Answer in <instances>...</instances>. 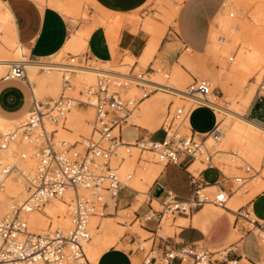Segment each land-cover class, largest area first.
<instances>
[{
    "label": "built area",
    "instance_id": "1",
    "mask_svg": "<svg viewBox=\"0 0 264 264\" xmlns=\"http://www.w3.org/2000/svg\"><path fill=\"white\" fill-rule=\"evenodd\" d=\"M230 15L234 17L235 13ZM234 58L230 56L229 62L234 61ZM25 62L20 60L10 65L2 80L21 81L28 85ZM74 62L76 55H72L70 63L62 64L63 92L57 99L52 103H45L32 97L31 108L20 125L0 132V150L6 149L17 138L24 137L33 141L39 159L35 174L25 178L30 192L29 200L24 204H14L6 215L0 217V264H95L85 249V243L91 239L89 221L92 216H105L109 200L115 202L119 192L128 187L119 177L118 166L114 162V158L124 159L121 155L122 149L128 154L133 146L139 148L141 153L150 151L154 154L156 163L163 166L170 163L182 165L186 161L190 164L196 160L217 166L213 159L218 153L217 143L223 131L217 124L210 132L201 136L189 121L196 107L208 106L213 109L208 103V97L215 89L211 88L208 80L195 79L187 87V94L192 97L191 102L189 105L170 110L162 124L163 139L151 140L143 137L129 143L122 139L120 130L130 124V116L149 93L145 92L141 98L126 100L121 92L134 82L132 76L103 73L98 76L96 84L81 90L85 100L69 95L66 91L74 87ZM136 83L141 86L140 82ZM147 88L148 86H142L141 90L147 91ZM260 98L264 99V77L257 90L256 99ZM75 105L91 106L95 114L92 133L82 150L75 144L57 141L55 132H49L45 126L46 120L54 123L62 121ZM209 138L213 141L211 145L207 144ZM143 160L148 161L146 158ZM262 164L264 166V154ZM244 169L250 174L249 177L240 175L231 179L226 175V179H231L234 184L230 190L218 187L215 191H209L207 187H198L187 199H180L168 192L161 201L148 196L146 203L150 208L139 215V218L144 220V227L147 222H155L159 228L165 215L191 216L208 203L225 208L229 196L245 186L248 178H253L259 173L250 166ZM130 178L128 175L127 179ZM68 191L73 192L71 200L67 203L70 227H50L41 232L30 230L25 212L40 209L51 198H64ZM154 202H157L160 208H157ZM26 205L29 206L25 211ZM235 214L238 223L240 219H244L253 228H258V245L263 254L260 261L249 257L245 259L236 247L211 250L202 241H197L186 243L179 248L167 247L161 255L157 254L152 244L139 264H173L175 260L177 264H264V223L252 216V210L247 204L241 206ZM253 228L242 225L241 229L247 234L252 232ZM139 249L145 251L143 246ZM231 252L235 253V256L232 257Z\"/></svg>",
    "mask_w": 264,
    "mask_h": 264
},
{
    "label": "bare ground",
    "instance_id": "2",
    "mask_svg": "<svg viewBox=\"0 0 264 264\" xmlns=\"http://www.w3.org/2000/svg\"><path fill=\"white\" fill-rule=\"evenodd\" d=\"M78 1L80 2V0ZM178 1L179 3L175 4L176 7L175 9H177V11L180 3L183 0H178ZM58 2H59V9L64 14L71 17L74 20L73 22H75L78 15L80 16V12H81L80 3H78L76 0L75 1L59 0ZM177 11L175 12L174 17ZM104 13L106 16H108L106 17L107 20L110 18V23L105 19V15L104 17L103 16L95 17L94 20L92 19L94 22L91 26H88L86 28L84 27L85 29L81 28L80 30L73 31L64 50H62L55 57L58 58L63 53L65 52L68 53L69 51L70 52L82 51L88 45V39L97 25H103L104 23L107 24L108 22L107 25L110 24L109 27L110 28L113 27L111 30L115 31V29H118V27L120 28V24H121L120 18L122 16L121 14L112 15L111 13L106 11H104ZM254 14H255L254 15L255 20L261 25H264V5H258V7H256L255 9ZM220 19L223 20L224 16L222 15L218 20ZM83 26H85V24ZM98 27L100 26H97V28ZM148 29L151 30L155 34V36L149 40L148 46L145 49V52L142 56L145 62L151 60L154 57V55L158 51V48L164 36L163 30L158 29V27L155 26V24L149 25ZM0 31H5V35L2 37V40L0 39V77L2 76V72L4 71V69L10 67V65H12L14 62L25 60L26 67L28 68V70L26 69L27 77L34 79L38 78L39 76H37V71L39 69L42 71V74L43 73L51 74L50 76H44L38 78L39 82L37 83L38 86L36 87L37 88L36 96L39 95V97H45L46 94H50L53 91H54L53 94L56 95L59 92L60 88L62 89L61 93L63 92L62 64H64V62L55 59L31 61L30 59L26 58L25 48L23 46L17 45L18 36L13 21V14L8 4L2 0H0ZM212 43H213V34H212ZM249 46L251 47L249 48L248 52L247 53L242 52L240 54V57L238 58V63L240 64V68L243 69L245 73L244 74L245 79L249 75L255 74L264 65V33L261 32L258 35H256V38H254V41L251 44H249ZM189 58L190 57L183 58V62L189 64L190 62ZM191 59L193 58L191 57ZM193 61L195 60L193 59ZM75 65L76 66H73L75 73H72L73 74L72 83L74 87L67 90L66 93L71 91L75 92L78 85H80L82 88L79 90V95H80L79 97L83 100H85V97L81 93V90H85L89 86L96 84L98 76L100 74L111 73L122 77L132 76L131 73L122 69L108 70L106 67H101V66L79 65L76 63ZM139 76L140 78H135L133 76L131 77V79H133L134 81L129 84L132 87L131 89L134 90L136 88L141 90L142 86H154L155 89H166L176 94V96L183 97L188 100L192 98L190 95L187 94V89H186L189 80L187 76L180 70L176 71L172 79V82L170 84L160 81L158 77L152 79V78H147L143 75H139ZM167 77H169V75H167ZM233 79H234V75L228 76V80H233ZM228 80L227 82H229ZM27 82H29V79ZM136 82H140L141 86L137 85ZM227 82L225 81L224 83ZM210 84H211V88L215 89L214 87L215 85L212 84V82ZM224 86L228 88V83L227 85L224 84ZM126 88L124 89V91H126ZM214 93L215 92L209 95L208 103L213 107V109H215L217 112H219L222 115V118L218 120V125L220 129L223 131V135L220 141L217 143L219 154L216 156V158L214 157L213 161H217L218 164L217 166H219L222 169L233 168L237 172L240 166H245V167L250 166L251 168H254L255 171H259V173L252 178L251 180L252 183L250 185L251 188L249 190H248L249 186L245 185L241 189L237 190L233 196H229L227 207L223 208L220 206H216L212 203L206 204L207 205L205 207L206 212L212 214V216L216 220L221 222L226 220L232 221L235 216L234 213L238 211V209L241 206L247 204L249 201L254 199L258 194L264 191V166L262 164V158L264 154V124L249 119L247 117L248 111L243 112L238 107L235 106L233 107L225 106L224 99L221 101L218 100V98L215 95H213ZM160 94L163 93L158 92L152 97H162ZM36 96L34 95V97ZM145 100L139 103V105L137 106L138 108L135 110L138 113V116H140L139 120L144 122L147 121V123L153 124V122L157 121V119L153 114V108L148 107L147 100L146 101ZM53 101H51V103ZM251 105L252 104H250V107ZM79 108L81 107L75 105L67 113L66 117L59 123H54L50 120H46L45 126L49 132L51 131L55 132V138L57 141L59 142L65 141L67 144L68 141H70L72 142V144H75L79 150H82L78 147L79 143H76L74 141V137L72 136L70 130L80 126L79 114L86 115L88 116L89 120H93L94 112L91 106H88V109H86L84 113H81V111H79ZM26 116L15 121H9L0 118V128L2 130L6 129L5 131L14 129V128L7 129L8 127L15 126V128H17L20 125L21 121H23L26 118ZM131 118L132 115L129 118V123L131 122L130 120ZM128 125H131V123L127 124V126ZM154 128L157 129V126H155ZM117 131L118 130L116 129L115 132ZM58 136H64L68 139V141L65 139H58ZM207 144L210 145L213 144L212 138H209ZM123 150L124 149H122L121 155L124 157V159L116 163V165L118 166L117 173L119 174V177L123 179L126 182V184L132 189L137 190L141 194L147 193V190L154 183L156 178L160 175L163 169L162 165L153 164L148 168L144 167V169L142 170L136 169V167H134L132 163V154H133L132 152L138 151L139 148L133 146L129 154L125 153ZM145 152L152 153L150 151H145ZM38 161L39 159H38L36 146L33 143V141L28 138L19 137L15 141L11 142V144L6 149L0 150V217L6 215L14 204H24L27 200H29L30 192L27 188L25 178L28 176L31 177L35 174ZM203 168H204V162L202 164L200 160H196L195 163L191 166V168H189V170L197 175L198 172ZM128 175L131 176L130 179H127ZM72 196H73V192L68 191L65 194L64 198L61 197L51 198L47 200V202L40 209H31L30 211L25 212V217L28 221L30 230L34 232H41L42 230L45 229L47 230V228L50 227L53 228L55 225L61 226L55 228H63V229L69 228L71 225V221L67 214V203L71 200ZM28 206L29 205H26V207L24 208L25 211ZM212 206L214 207V209L210 208ZM215 210L219 212L216 213ZM252 216L255 219H257L253 213ZM114 218L115 217H109V216H92L90 218L89 227L91 231V239L85 243V249L88 254V257L95 264H98L99 258L104 252L108 251L113 247H117V248L119 247L118 242L121 240L117 241L119 238H118V234H116ZM251 228H253L252 225ZM258 231H259L258 228L254 227L253 231L249 233L255 234L258 240V236H257ZM163 232H164L163 230L162 232L160 231L158 235L163 234ZM241 240H242V236L236 234L230 242V247L232 246V244L239 242ZM144 244H147V242L144 241ZM36 264H42V263L37 262Z\"/></svg>",
    "mask_w": 264,
    "mask_h": 264
},
{
    "label": "crops",
    "instance_id": "3",
    "mask_svg": "<svg viewBox=\"0 0 264 264\" xmlns=\"http://www.w3.org/2000/svg\"><path fill=\"white\" fill-rule=\"evenodd\" d=\"M2 1L8 4L13 14V21L17 36L26 50L25 54H28L31 61H41L56 56L64 50L73 31L80 30L81 28L85 29L86 27L91 26L94 22V18H91L88 21L73 22L74 20L71 17L67 16L59 9L57 4L59 0ZM91 1L93 5L88 6V11L91 16H104V11L109 12L112 15L121 14L122 16L120 18L121 26L120 28L118 27V29H115V31L112 30L110 32L108 27L105 25H97L100 27H95L88 39V46L85 52L86 58H88V60H98L112 63L121 55L124 56L128 54L136 56L137 58L143 56L151 35L147 34L142 28H139L132 21V16L146 9L151 0ZM221 1L222 0H215L213 4H204V0H183L180 3L176 13V15H178L176 22L178 23L181 32L186 33L190 30L187 43L194 49L201 50L204 48L206 44L208 24L211 18L216 14L214 17L216 21L223 15L225 8H221L217 12L219 6L221 5ZM223 5H228V2H224ZM199 8H204L206 13L202 16L199 15ZM84 24L85 26H83ZM158 24L166 26L167 29L165 37L163 38L154 59H160L162 62L173 64L175 58L179 56L180 52L177 41L173 39L167 40V30L169 24ZM170 30L171 28H169V31ZM110 34L113 35V40L110 39ZM212 34L213 30L211 29L208 41L209 48L212 43ZM191 46L187 47V50L190 52L193 51ZM68 54L71 55L72 52L69 51ZM80 59H82V56H80ZM22 83L23 82L21 81H1L0 118L15 121L19 119L10 118L23 114H25V116L27 115L32 104ZM28 85L30 87L31 97H34V95L36 96V90L34 91L32 84L28 82ZM235 86L236 85H234V88ZM148 101L151 103H147V106L153 108V114L155 118L158 119V114L164 111L167 107L166 100L163 97H151L147 99V102ZM257 109L262 114L261 117L259 115H253ZM197 114H201L202 118L207 119L205 121L207 125L200 130H196L194 127V119ZM209 117H212V121H209ZM247 117L264 124L263 98L254 99L248 111ZM189 121L193 129L200 135L210 132L218 124V118L215 110L208 106L196 107L192 111ZM127 130H131L132 134L124 136V132ZM120 134L122 139L129 143H134L143 137L151 140H161L164 137L162 127L155 132H151L148 129L135 124L128 126L125 125L120 130ZM194 163L195 161L190 164L186 161L182 165L172 163L164 165L160 175L150 186L146 194L149 193V196H151L152 199L161 201L167 196L168 192H171L180 199H187L193 195L198 187H207V190L209 191H215L214 188L218 187L226 190L233 188L234 184L226 179V174L218 166L216 167L215 165L207 164L196 175L189 170ZM140 196L143 195L137 190L132 189L129 186L125 187L119 192L118 199L115 202L113 201L115 204L114 207L110 209V206H108L105 216L116 217L121 211L116 209L117 206L119 209H123L125 211L136 207L137 200L140 199ZM258 204H261L264 207V193L258 194L247 204L256 218L263 222L264 213L258 214ZM149 208V205L145 203L142 205L141 211H139L138 214L141 215ZM178 221H185L186 223L177 224V230L172 236L165 238L160 236L159 241H157L156 237L160 231H164L162 224L160 228H157L156 225L155 227L150 225L152 222H147L145 224V229L142 228L146 232L155 235V238L152 240L157 254H163L167 247L179 248L182 245L191 242L209 241L213 244L223 243L231 234V224L226 221L217 223L211 214L206 212L205 206L191 216L179 215V217L175 219V222ZM249 234L250 233L245 234L241 241L232 244V248L236 247L240 249L241 253L245 256V259H247L248 256L244 250V244ZM146 239H149V237ZM137 240L134 241L133 238H130L129 240L124 238L122 240L124 246L122 248L113 247L104 252L99 258L98 264H134V260L145 251L140 250L139 248H128L126 245L129 244L132 246L137 242ZM109 254L117 256L119 261L105 263L104 259ZM230 255L233 257V252H231ZM262 255L261 251L259 257L252 260L260 261ZM173 264H177V260H175Z\"/></svg>",
    "mask_w": 264,
    "mask_h": 264
},
{
    "label": "rangeland",
    "instance_id": "4",
    "mask_svg": "<svg viewBox=\"0 0 264 264\" xmlns=\"http://www.w3.org/2000/svg\"><path fill=\"white\" fill-rule=\"evenodd\" d=\"M76 1L80 3V6H81L80 16L78 15L77 17L78 19L76 18V21L80 22V21H88L91 18L95 19V15L91 16L90 12L88 11V6L93 5L91 0H80V2L78 0ZM226 1L228 2V5L224 6L223 3ZM214 2L215 0H204V4H213ZM176 3H179V1L178 0H151L150 4L147 6L146 9L132 16V21L139 28H142L147 34L151 35L150 39H152L155 36V34L151 30L148 29L149 25L155 24V26H157L158 29L160 30L162 29L163 34H164L163 38H164L167 27L162 26L158 23L169 24L168 30H167V40H172V39L176 40L178 44V48L180 50L179 56L175 58L173 64L162 62L160 59L155 60L154 57L151 60L145 62L142 56L140 58H137L136 56H131L128 54L117 57L112 63L102 62L98 60H96L97 61L96 62L95 60H88V58H86L85 56V51L87 50L88 45L80 52L71 51L72 52L71 55L65 52L62 55H60L58 58L54 56L46 60L55 59V60H60L61 62H64V63H70L72 55H76L75 63L79 65L101 66V67H106L108 70L122 69V70H126L129 73H131L132 76L143 75L147 78H152V79L158 77L160 81L169 83V84L172 82V79L176 71L180 70L187 76L189 80L188 85L186 86V89L192 82H194L195 79L196 80H208L210 83L212 82V84L215 85L214 86L215 93L213 95H215L220 101L224 99L225 106L227 107L235 106V107H238L243 112L249 111L250 104H252V102L256 98L259 84L264 77V65L255 74L249 75L245 79L244 77L245 73L243 69L240 68V64L238 63V58L240 57V54L242 52H245V53L248 52L249 48L251 47L249 46V44H251L254 41V38H256V35H258L261 32L264 33V25H261L260 23H258L254 17L255 15L254 12H255L256 7H258V5H264V0H260V1L259 0H222L221 5L219 6L217 12L221 8H225L224 13H223L225 20L224 19L216 20L218 22L217 23L214 18L216 14L211 18L208 24V32L206 34V44L204 48H202L201 50H196L190 44L187 43V38H188V35L190 34V30L189 32H186V33L181 32L178 26V23L176 22L178 15H175L174 17L175 12L177 11V9H175ZM57 4L59 7V2ZM172 8H174L176 11ZM204 8L203 9L199 8V11H198L199 15L202 16L206 13ZM232 12L235 13L234 17H231L230 15ZM85 17H87L88 19ZM106 17L108 16L105 15V19L107 20ZM107 21L110 23V18ZM107 24L104 23L103 25L107 26L108 30L110 29V32H111L112 31L111 29L113 27L110 28L109 27L110 24L109 25ZM169 28H171L170 31H169ZM211 29L213 30V43H212V46L209 48L208 41H209V34H210ZM4 35H5V31H0L1 40ZM112 38H113V35H110L111 40H113ZM17 43H18L17 45L22 46L19 40V37L17 38ZM189 46L193 48L192 52L187 50V47ZM80 56H82V59H80ZM230 56L235 57L234 61L229 62L228 59ZM25 57L30 59L28 54H25ZM185 57H190L189 64L191 63L192 65L191 64L189 65L183 62V58ZM191 57L196 61V63L195 61H193V59H191ZM8 69L9 67L4 69V71L2 72V76L0 77V83L2 81V77L6 74ZM26 69L28 70L27 67ZM50 75L51 74L49 73L42 74V71L40 69L37 71V76L39 77L50 76ZM167 75H169V77H167ZM230 75H234L233 80H228V76ZM38 78L34 79V78L28 77L29 82L34 87V91L37 89L36 87L38 86L37 85V83L39 82ZM224 80L226 82L227 80L229 81L227 82L228 88L224 86V84L227 85V83H224L225 82ZM22 84L28 93L29 100H32L29 85H27L25 82H23ZM234 85H236L235 88H234ZM81 88L82 87L78 85L75 92L71 91V92H67V94L80 98L79 90ZM131 88L132 87L129 85L126 88V91L122 90L121 92L123 98H125L126 100L141 98L145 94V92L149 93L148 98H151L153 95H155L158 92L163 93L160 95L166 100L167 107L165 108L164 111L158 114L157 121L153 122L154 125L151 123H147V121L144 122V121L139 120L140 116H138V113L136 112V110L132 113V118L130 119L131 124L144 127L151 132H155L159 128L162 127V124L166 116L170 112V110L173 111L176 107L181 106V105H189L191 102L190 100L186 98L176 96V94L166 89H155L154 86H148L147 91H143V90L136 89V88L133 90ZM61 90L62 89L60 88L59 92L56 95L53 94L54 93L53 91L48 95L46 94L45 97H39V95H37L36 98L39 100L43 99V101L45 102L47 101L51 102L60 96ZM148 98L145 97L143 98V100L145 99L147 100ZM143 100H141V102ZM147 103L149 104L151 102L148 101ZM80 107L81 108H79V111H81V113H84V111L88 109L87 105H82ZM137 108L138 107H136V109ZM215 113L217 115L218 120L222 118V115L216 110H215ZM253 115H259L261 117L262 114L257 109L255 110ZM24 116L25 114L14 116V117H11L10 119H14V118L21 119ZM94 116L95 114L93 115V118ZM206 120H207L206 118L205 119L202 118L201 114H197V116L194 119L195 129L200 130L203 127H205L207 125L205 123ZM209 121H212V117H209ZM79 125H80L79 127L70 130V132L72 133V136L74 137V141L76 143H79L78 147L80 149H83L87 144L86 142L87 138L92 133V129H93L92 120H89L88 116L86 115L79 114ZM155 126H157V129L154 128ZM9 128H15V126L8 127L7 129ZM5 130L1 129L0 132H4ZM131 134H132L131 130H127L124 132V136H128ZM58 139H65L68 141V139L64 136H58ZM68 144H72V142L68 141ZM132 153H133L132 163H133V166L136 167V169L142 170L144 169V167L148 168L153 164H158L156 163V159L153 153H148V152L141 153L140 150L133 151ZM218 154L219 153L215 155V158ZM143 158H146L148 161L143 160ZM114 161L116 164L120 162L121 159L114 158ZM214 164L218 165L217 161H214ZM206 165H207V162L205 161L204 167ZM244 167L245 166L239 167L240 171L239 170L238 171L240 172V174L238 171L236 172L233 168H226V169L221 168V169L223 170L225 174L228 175L227 177L231 179H232V176H235V175L244 176V173L246 177H249L250 174L246 173ZM231 179H228V180L231 182ZM248 179L249 181L246 183V185L249 186L248 187V190H249L251 188L250 185L252 183L251 182L252 178H248ZM216 189L217 188H214V190ZM262 193H264V191ZM142 195L143 196H140V199L137 200L136 207L127 209L125 211L123 209H119L117 206L116 209L118 211L119 210L121 211L119 212L118 215L116 214L117 216L114 218L115 230L119 238L117 241L121 240L118 242V246H119L118 248H122L124 246V244H122L123 243L122 240L124 238H127L128 240L130 238H133L134 241L138 239L137 242L132 246L127 244L126 247L128 248L132 247V248L138 249L140 246L145 247V252L141 253V255L137 259L134 260V264H139L143 260L144 256L146 255V253L149 251L150 247L153 244L152 239L155 238L154 234L143 230L145 229L144 220L139 218L140 214L138 213L139 211H141L142 205H144L147 202L149 193L148 194L145 193V195L144 194ZM114 205H115L114 202L112 200H109L110 209H112ZM154 205L157 208H160L157 202H154ZM206 206L207 205L205 204V207ZM210 208L214 209L213 206ZM136 212H137V215H136ZM218 212L219 211H216V213ZM257 212L258 214L264 213V207L261 204H258ZM178 217L179 215H176V216L166 215L165 216L162 222V226L164 227V232L163 234H161L162 237L165 238L168 236H172L174 232L177 230V224L186 223L185 221L175 222V219ZM213 219L217 223L221 222V221L216 220L214 217ZM226 222H229L231 224V234L226 238V240L223 243L213 244L209 241L203 242L211 250H222L224 248L229 249L230 242L236 234L242 236V239L244 235L246 234V231L244 229H241L242 225L245 226L246 228H251V225L244 219H240V222L238 223L236 214L232 221L226 220ZM237 224H238V227H236ZM150 225L155 227L156 224L152 222L150 223ZM55 227H61V226L55 225L53 228ZM147 236H149V239H146ZM159 237L160 235L156 237L157 241H159ZM144 241H149V242H147V244H144ZM244 250L246 252V255L251 259L259 257V255L261 254V249L258 245V240L255 234L250 233L248 235L245 241V244H244ZM233 254L235 256V253ZM113 261H119V258L115 256L114 254H109L104 259L105 263H109Z\"/></svg>",
    "mask_w": 264,
    "mask_h": 264
}]
</instances>
